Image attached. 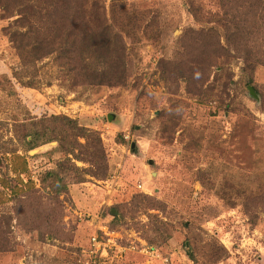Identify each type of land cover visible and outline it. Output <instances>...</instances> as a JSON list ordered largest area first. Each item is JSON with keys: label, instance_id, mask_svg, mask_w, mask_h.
<instances>
[{"label": "rangeland", "instance_id": "374dc122", "mask_svg": "<svg viewBox=\"0 0 264 264\" xmlns=\"http://www.w3.org/2000/svg\"><path fill=\"white\" fill-rule=\"evenodd\" d=\"M0 122V264H264V0H0Z\"/></svg>", "mask_w": 264, "mask_h": 264}, {"label": "trees", "instance_id": "16d2710c", "mask_svg": "<svg viewBox=\"0 0 264 264\" xmlns=\"http://www.w3.org/2000/svg\"><path fill=\"white\" fill-rule=\"evenodd\" d=\"M15 36V35H14ZM12 42L16 43V47L24 52L25 47L24 46H18V40L16 37H11ZM45 122H49L50 124H60L64 131V135L66 136L68 133H73V136H75V139H78L83 136V128L78 125V123L74 120H71L67 117H57V116H52L51 118L47 119H42L39 121H32L29 123H12L11 128L14 129L15 131V138L16 140L22 144L24 147H26V152L31 151L43 144L49 143L51 141H54L55 138H58L56 136L57 134H54V128L50 127H43ZM1 124V122H0ZM60 137V134H58ZM79 145H81L79 143ZM4 154H7L11 157L12 160H20L23 163V170L26 169L27 167V161L26 157L22 156L19 153L18 149L11 150L10 152H5ZM50 176H56V173L50 172ZM62 179H57L55 186L57 189L63 188L66 189V185L61 183ZM31 183L28 182L24 184V187H28L30 189ZM61 190L60 192H62Z\"/></svg>", "mask_w": 264, "mask_h": 264}, {"label": "built area", "instance_id": "2783aa9c", "mask_svg": "<svg viewBox=\"0 0 264 264\" xmlns=\"http://www.w3.org/2000/svg\"><path fill=\"white\" fill-rule=\"evenodd\" d=\"M141 186H139V188H140ZM93 242H94V245L95 246H99V247H101V245H103V244H101V242H99L98 240H97V238L95 237V238H93Z\"/></svg>", "mask_w": 264, "mask_h": 264}, {"label": "water", "instance_id": "95a60500", "mask_svg": "<svg viewBox=\"0 0 264 264\" xmlns=\"http://www.w3.org/2000/svg\"><path fill=\"white\" fill-rule=\"evenodd\" d=\"M252 90V89H251ZM253 93V91H251Z\"/></svg>", "mask_w": 264, "mask_h": 264}]
</instances>
